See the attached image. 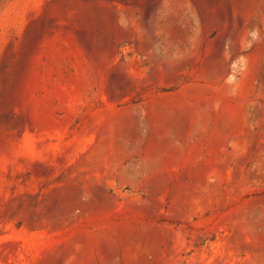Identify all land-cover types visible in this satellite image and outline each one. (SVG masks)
Listing matches in <instances>:
<instances>
[{"label": "rangeland", "instance_id": "rangeland-1", "mask_svg": "<svg viewBox=\"0 0 264 264\" xmlns=\"http://www.w3.org/2000/svg\"><path fill=\"white\" fill-rule=\"evenodd\" d=\"M0 264H264V0H0Z\"/></svg>", "mask_w": 264, "mask_h": 264}]
</instances>
